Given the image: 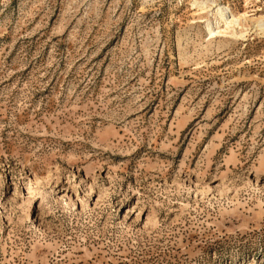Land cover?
<instances>
[{"label":"rangeland","instance_id":"1","mask_svg":"<svg viewBox=\"0 0 264 264\" xmlns=\"http://www.w3.org/2000/svg\"><path fill=\"white\" fill-rule=\"evenodd\" d=\"M0 264H264V0H0Z\"/></svg>","mask_w":264,"mask_h":264}]
</instances>
